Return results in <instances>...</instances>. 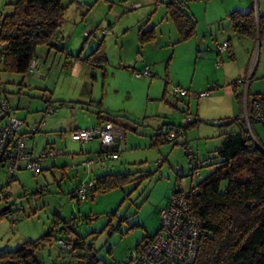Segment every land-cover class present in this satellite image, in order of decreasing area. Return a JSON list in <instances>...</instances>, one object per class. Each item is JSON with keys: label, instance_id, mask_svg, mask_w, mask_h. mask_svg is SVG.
Instances as JSON below:
<instances>
[{"label": "rangeland", "instance_id": "rangeland-1", "mask_svg": "<svg viewBox=\"0 0 264 264\" xmlns=\"http://www.w3.org/2000/svg\"><path fill=\"white\" fill-rule=\"evenodd\" d=\"M15 1L0 0V16L9 14V5ZM167 1L60 0L65 8L59 33L65 54L84 55L103 40L107 66L104 64L102 69H93L96 80L89 78V89L93 88V100L101 102V109L115 114L111 115L115 117L112 120L124 128L117 160L103 162V168L99 162L88 165L89 161L95 159L97 149L94 148L99 147L97 139L93 140L95 147L90 152H87V147L84 149L85 145L70 140L69 131L73 126L85 125L90 112L88 109H96L73 103L80 87L68 74L60 73L57 67V70L50 71L47 79L41 81L36 73L22 78L0 70V99L5 97L9 107L19 106L29 110V115H23L27 117L29 125L28 132L24 134L25 144L31 158L37 159L40 167L39 173L33 175L23 167L24 163H20L19 170L13 173V181L7 186L5 169L0 171V188L4 187L10 195L12 210H19L15 214L16 222L10 216L0 219V251L15 250L22 243L34 242L50 232L49 243L41 246L35 254L37 260L41 264H80L76 258L61 252L56 242L58 237L65 234L60 230L62 226L70 225L74 233L70 236H76L89 244L95 258L102 264L126 261L129 254L144 245L147 236L156 233L159 211L166 206L173 185L186 190L189 185L210 173L213 169L211 163L215 161V150L220 146L224 133L238 131V124L231 122L237 114L236 104L233 96L225 91L231 88L233 81L240 79L233 77L234 80L224 83L221 74L230 76L232 70L242 67L247 75L253 74L251 93L264 95V41L254 44L246 38H237L228 30L230 24L226 20L222 21L224 30L216 34L222 40L227 37L234 39L229 41L234 49V60L230 61L225 51L219 53L220 57H215V44L219 46L227 41H209L208 37L210 52H207L203 61L198 60L194 75L186 73V83L179 82V86H176L172 78L171 82L165 79L168 59L172 62L182 57L177 45L182 49L189 41L169 48L165 35L167 28L162 23V26L157 25L155 28L157 33L162 31V35H156V47L148 45L139 49L135 33L142 19L141 25L159 23ZM186 1L188 6L198 7L197 13L198 10L202 11L200 6L205 2ZM230 1L240 0H207L208 6L215 8V15L210 16L208 12L206 16L218 20L216 14ZM261 2L264 3V0ZM197 13L194 14V20L197 22L196 27H200L203 24ZM124 26L132 30L124 31ZM60 58L63 59L62 55ZM221 61L230 64H225L223 69ZM171 62L170 69L168 66L170 71ZM143 66H147L150 74L153 73L151 77L137 78L135 72H140ZM58 72L62 77L60 79L57 77ZM213 87L215 89L211 94L197 98V94ZM174 88L186 91L189 97L179 98L172 93ZM44 99L50 100L51 114L43 112ZM23 112L16 111L18 115ZM194 115L199 120L198 124L185 130L186 147L191 150V157L186 156L181 146L184 143L182 138L175 140L177 145L174 142L149 145L151 129L157 128L160 122L183 126V120L187 116L193 120ZM102 116L104 118L105 114ZM52 119L62 126L50 132L44 128V122ZM223 120H226V124L222 123ZM213 122H217V126ZM4 123L5 119H2L0 126ZM252 127V136L263 144L264 127L258 123L252 124ZM27 128L23 123L19 133L23 134ZM34 129L37 133L30 137ZM161 132L165 133L164 127ZM50 150L53 156L40 157ZM103 173L128 174L129 182L103 193L90 195L87 191L85 199L81 201L73 199V189L82 183H93L94 178ZM225 184L221 182L220 191ZM3 207L4 202L0 201V209Z\"/></svg>", "mask_w": 264, "mask_h": 264}, {"label": "trees", "instance_id": "trees-1", "mask_svg": "<svg viewBox=\"0 0 264 264\" xmlns=\"http://www.w3.org/2000/svg\"><path fill=\"white\" fill-rule=\"evenodd\" d=\"M9 6L11 12L0 16V70L23 78L30 74L28 66L32 60H36V51L39 48H45L54 54H64L59 33L64 21L65 8L60 0H16ZM164 6L166 15L178 33L176 43L184 42L193 36L194 21L182 12L179 5L169 0ZM227 18L236 35L254 40L257 38L258 43L264 41V14L255 17L251 12L246 14L232 12ZM152 40L151 29L138 30L140 45ZM65 56L71 60H79L91 68L102 69L106 64L103 40L98 41L94 49L83 58L80 57V53ZM142 71L136 75L137 78H144L138 77ZM150 76L151 74L147 77ZM241 96L234 94V99L239 105L242 101ZM3 100L6 101L5 98ZM42 101L50 104L49 99ZM245 101L248 110L253 103L264 104V95H249L245 92ZM89 105L96 109L98 120L102 114L109 116L102 124L106 122L116 124L111 121L115 117L101 109L100 101L90 102ZM49 107L46 106L43 112L46 113ZM6 117H13L10 115L9 106L6 116L2 119L6 120ZM239 117L237 114L231 122L241 123L242 128L239 132L224 135L220 146L215 150V161L211 163L212 171L186 189L188 213L199 223L196 256L192 264H264V150L254 142V138L251 139L245 125L238 121ZM222 123L226 124V121L223 120ZM254 123H249V129ZM196 124H198L196 118L184 126L169 124L164 127L165 133L160 132L162 129L155 131L156 134L151 137L150 144L155 146L159 142H165V137L169 133L180 134L184 139L185 130ZM34 133L37 131L32 132L30 137ZM174 145L177 144L174 142ZM181 146L185 149V142ZM191 174L192 177L194 173ZM6 180L7 186L13 181V174H6ZM124 182H129L128 174L103 173L94 178L93 183L91 182L92 188L89 192L90 195L96 192L103 193ZM221 182L226 183L222 191ZM175 185L174 188H177ZM2 190L4 187L0 188V191ZM194 191L196 193L192 194ZM71 196L75 199L74 190ZM12 203L4 202V207L0 209V219L10 216L16 222L17 216L16 218L13 216L19 210H12ZM22 217H25L23 212ZM60 230L65 234L58 237L56 242L63 240L71 247V252L65 253L76 258L80 264H102L95 258L89 244H85L76 236H70L74 234L72 226L65 225ZM153 236H147L144 244ZM50 237L51 233L47 232L34 242L22 243L15 250L0 251V264H41L35 254L41 246L49 243Z\"/></svg>", "mask_w": 264, "mask_h": 264}, {"label": "built area", "instance_id": "built-area-1", "mask_svg": "<svg viewBox=\"0 0 264 264\" xmlns=\"http://www.w3.org/2000/svg\"><path fill=\"white\" fill-rule=\"evenodd\" d=\"M226 48L227 43H223L216 47V51L220 53L225 51ZM35 66L36 60H32L28 66V73L31 74ZM149 75L148 69L144 68L138 77H147ZM242 82V80L233 81L230 87L232 89L237 88ZM214 89L215 87L207 92L199 93L196 96L197 98H204L211 94ZM172 93L179 98L187 96L186 91L180 88H174ZM48 110L46 113L51 114L52 111ZM7 112L8 104L0 99V119L4 118ZM191 120V117L187 116L183 120V126ZM238 121L245 125L253 140L249 123L255 122L264 126V104L253 103L238 118ZM217 124V122H213V125ZM22 125V121L13 117H6L5 123L0 128V171L5 169L7 175L19 170L20 163H24L23 167L33 175L39 173V161L31 158V153L28 152L25 144L26 137L24 134L19 133V127ZM34 131L35 129L32 132ZM123 135L124 130L122 127L106 122L97 128L74 131L69 136L72 142H77L81 145L97 139L101 150L100 152H96L95 159L89 161L88 165L92 166L99 162V166L103 168V162L117 159V152L119 151L117 143L122 141ZM181 138L182 136L180 134L169 133L165 137V142H175V140H181ZM184 151L187 157H191L192 153L190 149L186 147ZM51 156H53V153L50 150L46 151L40 157L46 158ZM91 188V182L80 184L74 189L75 199L80 201L84 200L87 191H90ZM195 193V191L192 192V194ZM186 196V190L180 191L174 188L166 206L159 211V229L153 238L129 254L126 261L117 264H192L196 256L199 223L188 213ZM0 201L6 203L13 202L5 190L0 191ZM13 218H16V215ZM57 243L62 252H71V247L67 242L58 240Z\"/></svg>", "mask_w": 264, "mask_h": 264}, {"label": "crops", "instance_id": "crops-1", "mask_svg": "<svg viewBox=\"0 0 264 264\" xmlns=\"http://www.w3.org/2000/svg\"><path fill=\"white\" fill-rule=\"evenodd\" d=\"M134 1H136V0H133V2ZM173 1L177 5H179V8L182 10V12L186 16L190 17L194 21L195 26H194V30H193V36H191L189 39H187L189 41L188 45H186V46L184 45V48L181 47L182 49H180V46L177 45L176 42L178 40V35H177L178 33H177L172 22L170 25V21H169L170 19L166 15L165 11L161 15L159 23H153L151 25H148V24L147 25H144V24L141 25L142 21H143V19H142L141 22L139 23V25L136 24V26L137 25L138 26H137L136 33H135V39L137 41L139 49H142L148 45H153L154 47H156V41H155L156 35L157 36L162 35V31L159 30L157 33V32H155V28L157 27V25L162 26V23L165 24V26L167 28V32L165 35H166V39L168 40V44H167L168 47L172 48L173 46L177 45L178 46V53L180 56H182V57H179L178 60H175V61L172 60V62H171V59H168L167 65H166L167 67L165 68V71H164L165 72V75H164L165 79L168 78L170 81V79L172 78L176 86H179V82H181V83L185 82V76H186L187 72H189V74L191 76L194 75L196 66L198 65V60L201 59L203 61L206 58L207 52H210V48L207 45V41H208L207 38L208 37L210 38L209 41H214V42L215 41H217V42L218 41H227V42H223V43H227V48L225 50L226 56L230 61L234 60V56H235L234 49H233L232 44L229 43V41H234V39H232L231 37H227L226 39L222 40V38L216 34L217 31L224 30L223 23H222L223 20H226V22L229 23L228 18H227L228 14H230L232 12H236L238 14H246V13L251 12V13H253V15L255 17L257 15H263L264 14V3L261 2V0H240L238 2H231V1L226 2L225 3L226 5L223 6L221 8V10L216 14L217 15L216 17H218V20L215 17L209 19L208 18L209 16H206L208 12L210 13V16L215 15V8L208 6L207 0H203L205 2L200 6V8H202V11L198 10V13H197L198 7L197 6H188V4L186 3L187 2L186 0H173ZM195 13L200 14L201 23L203 24L200 27H196L197 22L194 20L195 19V17H194ZM124 27H126V28H124ZM124 27L122 28V29H125L124 31L132 30L131 27H129V26H124ZM140 28H142L143 30H147V29L152 30V34H153L152 42L145 43L143 45L139 44V42H138V30ZM228 30H230L232 35L236 36L237 38H246L249 41H253L254 44H256L258 41L257 38L254 40L251 38L236 35L233 32L231 25H230V28ZM130 41H131V39H130ZM216 45H218V43L215 44V46L213 48L214 53H215V57L216 56L220 57L219 53H217V51H215V48L217 47ZM93 48H94V46H92V48L90 50H88V52L90 53ZM174 50L175 49L173 48L172 49V55L174 54ZM88 52L84 55L80 54V57L81 58L85 57L88 54ZM202 53H203V55H202ZM60 55H62L63 59H61V58L59 59ZM35 59H36V66H35V69L33 70V72L31 74L36 73L39 80L43 81V80L47 79L50 71H52L53 69L57 70L59 68V70L61 71L60 73L64 72V73L68 74L69 78L76 82L77 87H80L79 93L76 95V99L74 100L73 103H80L82 105L86 104V105L90 106L89 105L90 102H95L93 100L94 99L93 88L89 89V87H91L89 78H92L93 81L96 80L95 76L93 75L94 74V70H93L94 68H91V66H89V65H87V64H85L79 60H71L70 58L65 56V53L64 54L63 53L54 54L52 52H48L45 48H39L36 51ZM247 59H248V57H247ZM170 62H171V66H172L171 71L168 70V66L170 69ZM178 64H180V65L178 66ZM221 64H222V67L224 69L225 64H230V63L229 62L225 63L224 61H221ZM106 66H107V61H106ZM145 67L147 68V66H143L140 69V72ZM191 68L193 69L192 72H191ZM239 69H240V71H239ZM213 71L216 73L219 72L217 69L216 70L213 69ZM237 71H239V72H237ZM133 72H134V70H133ZM140 72L137 71L135 73L137 75ZM60 73L58 72V75H57L58 79L62 78ZM152 75H153V73H151V76ZM224 75L225 74H221V78L224 81V83H227L228 80H230V81L234 80L233 77H235V79L238 78V79L243 81L239 87L234 88V89H232V88L226 89V91H225L226 93L229 92L233 96V100H234V102L236 104V108H237V114H239V116H242L243 113L245 111H247L246 110V103H245L246 102L245 101V92H248L249 95H253L251 93V84H252L251 78H252L253 74L250 73L247 75L246 70L244 68L238 67L237 70L234 69V71L232 70V72H230V76L224 77ZM105 76H106V69L104 70V77ZM191 82H192V80H191ZM191 82L189 81V84ZM253 93H255V92H253ZM234 94L235 95H237V94L242 95L241 96L242 101H241L240 105L235 101ZM255 94H258V93H255ZM186 97H189V94H187ZM46 106H48V105L45 104L43 111L46 109ZM17 110H24L25 112L20 113L18 115L16 113ZM88 110L90 112L88 113L87 123L83 126L74 125L73 128L69 131V134L74 132V131H77V130L88 129V127L89 128L97 127V125L102 124L104 119L106 120V117L109 118V116H105L103 118V116L101 115L100 119L98 120L97 115H96V110L93 111L90 108ZM28 111L29 110L27 108L25 109V108L19 107V106H15V107L11 106L10 107V115L13 117L21 119L24 122V125L26 128L29 127V125L26 122L27 117H24L25 116L24 113L26 115H29ZM104 112L109 114V115H115V114H110V112L107 111L106 109H104ZM194 118L197 119V116L194 115ZM111 121L116 123L117 125H119L114 120H111ZM224 121H226V120H224ZM198 122H199V120H198ZM39 123H40L39 125H41L42 121H40ZM236 124H238V126H239L238 131H237V132H239L242 128V124L241 123H236ZM167 125H169V124L160 122V125L157 128L151 129L152 133H151L150 137H152L156 134L155 131L162 129L163 127H165ZM61 126H62L61 124H58V123L56 124V122L53 121V119L49 120L46 123L44 122V128H47V130L50 132L55 131L54 129H56V127H61ZM28 130H29V128H27L26 131H23L24 134L27 133ZM253 131H254V128L251 125L250 132L252 135H253ZM229 133H235V132H229ZM255 133H256V131H255ZM225 134H228V133H224V135ZM224 135H223V137H224ZM150 137H149V145L151 146ZM124 139H125V137H124ZM93 140H91L88 143L83 144V146L85 145L84 149H86V147H87V152L93 151V148L95 147L93 144ZM183 140H184L185 145H186L185 136H184ZM254 141L264 150V142H263V144L262 143L260 144L259 141H256L255 139H254ZM117 144H118L117 147H119L120 143H117ZM98 146H99L98 148H94V149H97V152L99 150H101L99 143H98ZM175 183L176 182H174V184ZM77 185H75V186H77ZM168 198H167V201H168Z\"/></svg>", "mask_w": 264, "mask_h": 264}, {"label": "water", "instance_id": "water-1", "mask_svg": "<svg viewBox=\"0 0 264 264\" xmlns=\"http://www.w3.org/2000/svg\"><path fill=\"white\" fill-rule=\"evenodd\" d=\"M5 210V208L4 209H2V211H4Z\"/></svg>", "mask_w": 264, "mask_h": 264}]
</instances>
